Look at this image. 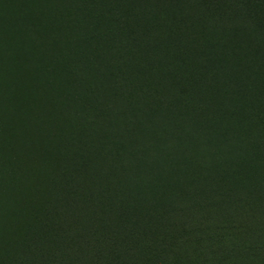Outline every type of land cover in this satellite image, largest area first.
<instances>
[{
  "label": "rangeland",
  "instance_id": "obj_1",
  "mask_svg": "<svg viewBox=\"0 0 264 264\" xmlns=\"http://www.w3.org/2000/svg\"><path fill=\"white\" fill-rule=\"evenodd\" d=\"M151 1L132 9L148 30L197 3L217 105L192 113L179 89L174 103L139 78L121 18L132 0H0V264H264V195L232 203L264 190V142L233 120L244 100L239 57L221 61L227 35L201 32L212 12L224 29L253 31L264 55V24L229 0ZM247 135L256 148L244 164ZM196 194L206 224L168 222Z\"/></svg>",
  "mask_w": 264,
  "mask_h": 264
},
{
  "label": "trees",
  "instance_id": "obj_2",
  "mask_svg": "<svg viewBox=\"0 0 264 264\" xmlns=\"http://www.w3.org/2000/svg\"><path fill=\"white\" fill-rule=\"evenodd\" d=\"M229 1H233L235 6L238 5L239 8L241 7L242 13L249 14L250 18H252L256 24H264V0ZM132 2L131 7L129 6L131 11L128 12V16L125 17L126 12L125 14L123 13V17L121 18L125 20L126 24L124 25L127 27V29H125L127 31L126 33L129 34V29L130 33L136 36V38H134L136 53L133 58L132 66L135 67V72L139 75V78L156 84L165 98L172 100L171 102L174 103L179 89L181 96L184 98L183 101L185 100V109L192 113H199L200 110L205 109L210 103L217 105V102L211 98V95L213 91L218 95L219 81L212 70L210 71V68L207 67L208 65H206V62L208 63L209 60H213L212 64H215L214 49L212 50L209 46L208 48L206 47V37L204 38V35L203 38L201 37V39H199L198 45L195 39L196 23H194V12L197 3L191 5L186 4L185 10L183 12L180 11L177 17L170 19L165 26H159L158 28L148 30L146 28L144 29V26L142 27V24L133 18L136 15L139 17L137 8L135 10L137 13L133 12V8L136 7V4L142 3L143 0H132ZM155 2L158 6L164 5L165 3V6H168L169 3L170 6H172L171 2L167 3V0H155ZM181 7H183V5L180 6V8ZM206 13V21L202 24L201 32L204 34V32L208 31V34L212 33L213 36L227 35L221 61H223L222 59L228 51H232L234 58H236V56L239 57V59L236 58L238 62V72L235 75L239 85L233 92H239V98H241L242 101L244 100V102L242 104V109L234 114L232 116L234 119H232L239 123L247 121L244 124L249 125L250 131L260 142H264V58H260V56L264 55L259 54L262 44L259 40L257 41L253 31H248L246 33L239 32V34L238 32H232L234 27H232L230 22L226 24L228 27L224 29V19L216 17L212 12ZM219 16L221 17V15ZM198 22L200 23L199 20ZM231 34H234V36L228 37ZM187 36L188 38L190 36L194 40V48L186 51L185 47L188 42ZM153 40L154 43L152 44ZM151 58L153 59L152 64L149 63ZM189 73L191 74L190 76ZM257 78L260 86L258 89L253 88L251 84V82ZM203 112H205V110ZM249 112L252 114H250L252 116L251 118H253L251 121H248L246 118ZM242 114L244 115L240 117ZM247 138V147L245 146V155L243 159L244 164L248 163L249 158H247V155L256 148L255 140L250 135H247ZM247 171L248 170H246V174ZM254 179L255 178H252L253 181ZM259 190L260 187L251 186L248 194H256ZM262 190L258 195L248 198L245 203L244 200L232 203L235 205L246 204L245 206H247L250 203L255 204L257 202H263L264 190ZM170 196L171 194L169 197ZM204 202V197L200 194H196V198L193 201L191 200V204L194 205V208L189 207L188 209V204L187 206L182 204L179 210H172L173 212L171 214H169L171 211L168 212L167 209V211H165V218L168 219V222L176 220L175 222L180 223L181 216L188 214L189 218L193 217L192 219L195 221L194 224L201 229L204 224H206V221L202 218H196L194 212L204 207L202 205ZM209 208L213 209V211L219 209V207ZM220 212L223 213L224 210ZM213 214L214 213H212V215ZM218 217L221 216L217 214L216 218ZM209 218L210 217L207 216V220ZM192 219L188 221L190 222ZM207 230L208 229L205 227V233ZM205 233H203V238H206L204 237ZM160 254L162 253L157 254V257L153 260L155 263L159 261ZM164 255L165 256L161 258L163 260L168 257L169 252Z\"/></svg>",
  "mask_w": 264,
  "mask_h": 264
},
{
  "label": "bare ground",
  "instance_id": "obj_3",
  "mask_svg": "<svg viewBox=\"0 0 264 264\" xmlns=\"http://www.w3.org/2000/svg\"><path fill=\"white\" fill-rule=\"evenodd\" d=\"M193 14V13H192ZM191 14V15H192ZM196 19V18H195ZM193 20V19H192ZM202 24V23H201ZM193 41V40H192ZM193 43V42H192ZM185 47V46H184ZM21 48V47H20ZM19 54H21L20 52H19ZM24 55V54H23ZM26 55V54H25ZM23 64V63H22ZM23 66V65H22ZM17 69V68H16ZM24 70V69H23ZM18 71V70H17ZM22 72V71H21ZM26 72V71H25ZM19 74H20V72H19ZM23 75V74H22ZM21 77V76H20ZM23 77H25V76H23ZM28 98V97H27ZM30 98V97H29ZM196 228V227H195Z\"/></svg>",
  "mask_w": 264,
  "mask_h": 264
}]
</instances>
